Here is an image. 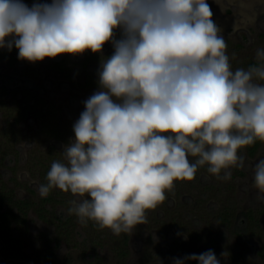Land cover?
Instances as JSON below:
<instances>
[{
	"label": "clouds",
	"instance_id": "obj_1",
	"mask_svg": "<svg viewBox=\"0 0 264 264\" xmlns=\"http://www.w3.org/2000/svg\"><path fill=\"white\" fill-rule=\"evenodd\" d=\"M212 16L206 0H52L31 7L0 0V49L15 47L20 60L114 47L63 161H53L47 183L38 186L41 197L54 188L81 197L70 201L69 214L120 235L146 223L176 181L193 180L204 166L227 180L229 169L244 166L239 151L264 143V49L255 65L233 70ZM254 187L264 201V158L254 166ZM186 260L220 264L212 250L174 264Z\"/></svg>",
	"mask_w": 264,
	"mask_h": 264
},
{
	"label": "rangeland",
	"instance_id": "obj_2",
	"mask_svg": "<svg viewBox=\"0 0 264 264\" xmlns=\"http://www.w3.org/2000/svg\"><path fill=\"white\" fill-rule=\"evenodd\" d=\"M22 2L31 7L52 0ZM206 2L227 44L231 66L243 68L256 60L257 49H264V0ZM237 34L244 43L241 47L235 43ZM116 38H120L119 29ZM113 53L114 47L108 42L102 53L89 50L33 63L18 59L15 47L11 51L0 49V196L12 189L33 203L24 222L2 215L5 209L0 211V264H174L175 259L208 250L215 253L220 264H264V205L261 215L256 214L254 224L259 227L251 238V246L237 237L226 235L228 239L224 240L223 225L217 218L226 196L242 199L245 195L241 185L254 184V166L264 157V143L259 158H254L246 170L251 172L248 177L221 183L225 194L213 211L207 201H201L202 178L195 177L185 181L177 193L173 189L166 192V199L147 212L146 223L131 233L115 235L93 221L81 224L68 209L70 201L82 198L58 188L53 199L64 204L60 207L66 209L71 222L60 228L49 219H39L42 205L38 186L45 180L44 166L63 161L64 146L74 139L73 125L85 110L84 101L100 90L101 63ZM12 156L15 162L5 175ZM236 168L228 170L231 177ZM217 189L215 185L208 196L213 197ZM172 198L173 203H169ZM241 205L246 207L247 203ZM56 239L59 249H54ZM223 252L228 255L222 256ZM185 264L198 261L186 260Z\"/></svg>",
	"mask_w": 264,
	"mask_h": 264
},
{
	"label": "trees",
	"instance_id": "obj_3",
	"mask_svg": "<svg viewBox=\"0 0 264 264\" xmlns=\"http://www.w3.org/2000/svg\"><path fill=\"white\" fill-rule=\"evenodd\" d=\"M262 145V142L256 141L253 145L248 146L247 148L241 149L239 151V155H243V153H246V156L248 158H252L255 156L258 148ZM190 161L194 162V158L189 157ZM15 162L14 157H9L8 163L6 166V172L5 175H8L11 170L10 166L12 163ZM50 165L44 166L43 174L45 177V180L40 181L41 184H46V174L50 170ZM206 174L207 172V166H204L200 169H198L197 174L195 177H200L199 175ZM209 174V173H208ZM211 175V174H210ZM222 175H224V172L222 171L220 173L221 181H219V177L214 176L212 177L213 183L209 182L206 176H201V201L205 202L207 201L208 207L211 211L217 208L219 205L218 203L221 201L222 197L224 196L225 190L222 188V182H225V179L222 178ZM195 179V178H194ZM193 179V180H194ZM11 181V178H9ZM186 181V180H185ZM185 181H176L175 187L173 188V191L176 193L179 191V188L183 187ZM219 181V182H218ZM217 185L218 189L217 192L214 194V196H208L209 192L214 189V186ZM192 188H189V193H191ZM55 188L52 189L47 197H41L40 204L42 205L41 211H39V219L43 221H53L55 224H58L60 228H63L65 225L71 222V217L69 214H67V211L63 206L64 204H60L59 202L54 201L53 198H55ZM237 199V200H236ZM230 198L227 197L223 201V206L221 207V213L219 215V220L221 221L223 225V231L221 232L222 238L227 241L228 237H237L242 243H248L250 246L252 245L251 238L255 234V230L259 227L257 224H254L257 222L256 220V214L254 211V204L252 201L249 202V208L246 212L242 211L240 204L246 201L245 198ZM171 203V201H169ZM33 206V203L28 200L27 198H24L22 194L16 193L12 189L9 190V192L6 195L0 196V211L4 210L6 213H2V215L8 214V216H13L19 220V222L27 221V216L29 215V210ZM214 213L212 212L211 215ZM48 216V218H47ZM51 219V220H50ZM127 238V237H126ZM126 243V239L124 244ZM60 248L59 239H56L54 242V249ZM262 249L264 250V245L262 246ZM201 254V253H200Z\"/></svg>",
	"mask_w": 264,
	"mask_h": 264
},
{
	"label": "flooded vegetation",
	"instance_id": "obj_4",
	"mask_svg": "<svg viewBox=\"0 0 264 264\" xmlns=\"http://www.w3.org/2000/svg\"><path fill=\"white\" fill-rule=\"evenodd\" d=\"M244 40H247V39H244ZM241 41V42H240ZM235 43H236V46L237 47H241L244 43H243V41L241 40V37H240V35L239 34H237V40L235 39ZM228 54V53H227ZM228 55H230V54H228ZM257 63V60H254V61H249L248 63H247V65L245 66L244 65V69L245 70H247V68L249 67V66H252V65H255ZM237 68H240L239 66H232V69L233 70H235V69H237ZM261 83H264V82H261ZM262 146H263V143H262V145L260 146V148H258V150H257V152H256V154H255V156L254 157H252V158H248L247 156H246V153H243V157H244V166L243 167H237L236 169H234V177L232 176L230 179L231 180H233L234 178H240L241 177V179L244 177L245 178V176L247 175V177H248V175L251 173H249V172H247L246 170H247V168L249 167V165L250 164H252L251 162H252V160L255 158V159H257V158H259V153L261 152V151H263L262 149ZM260 151V152H259ZM262 158H264V157H262ZM262 158H259V159H262ZM195 159V158H194ZM258 159V160H259ZM204 174V173H203ZM205 176H207V179H208V181L211 183H213V181H212V177H214V175H209L208 173L207 174H204ZM200 177H201V175H199ZM228 182H230L229 180H228ZM214 184V183H213ZM251 183H248L247 184V186H246V184H244V185H241V188L242 189H244V194L243 195H245V197H243V198H245L246 199V201L244 202V203H247V206L246 207H242V205H241V209H242V211H244V212H246L247 211V209L250 207L249 206V202L250 201H252L253 202V204H254V206H253V208H254V211H255V214H257L258 215V213H260L259 215H261V213H262V206L264 205V201H261V200H259V199H257V197H258V195H261L259 192H258V189H256L255 187H254V184H251ZM247 194V195H246ZM171 201V203H173V201H174V199L172 198V200H170ZM258 201H260V203L258 202ZM249 206V207H248ZM218 207V206H217ZM256 215V216H257Z\"/></svg>",
	"mask_w": 264,
	"mask_h": 264
}]
</instances>
